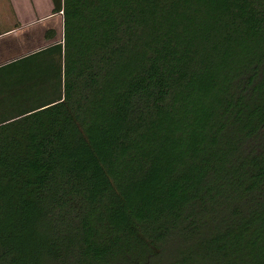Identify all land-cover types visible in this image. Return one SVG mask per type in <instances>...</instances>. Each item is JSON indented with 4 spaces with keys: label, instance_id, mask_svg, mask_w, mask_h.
Returning a JSON list of instances; mask_svg holds the SVG:
<instances>
[{
    "label": "trees",
    "instance_id": "trees-1",
    "mask_svg": "<svg viewBox=\"0 0 264 264\" xmlns=\"http://www.w3.org/2000/svg\"><path fill=\"white\" fill-rule=\"evenodd\" d=\"M53 6L0 67V264H264V0Z\"/></svg>",
    "mask_w": 264,
    "mask_h": 264
},
{
    "label": "crops",
    "instance_id": "crops-1",
    "mask_svg": "<svg viewBox=\"0 0 264 264\" xmlns=\"http://www.w3.org/2000/svg\"><path fill=\"white\" fill-rule=\"evenodd\" d=\"M53 0H0V67L63 42V12Z\"/></svg>",
    "mask_w": 264,
    "mask_h": 264
}]
</instances>
